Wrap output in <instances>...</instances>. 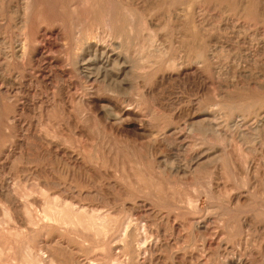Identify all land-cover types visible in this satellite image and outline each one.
<instances>
[{"label": "rangeland", "instance_id": "rangeland-1", "mask_svg": "<svg viewBox=\"0 0 264 264\" xmlns=\"http://www.w3.org/2000/svg\"><path fill=\"white\" fill-rule=\"evenodd\" d=\"M52 260L264 264V0H0V264Z\"/></svg>", "mask_w": 264, "mask_h": 264}, {"label": "bare ground", "instance_id": "bare-ground-1", "mask_svg": "<svg viewBox=\"0 0 264 264\" xmlns=\"http://www.w3.org/2000/svg\"><path fill=\"white\" fill-rule=\"evenodd\" d=\"M26 1V0H25ZM33 2V1H32ZM25 3V2H24ZM30 7V4H29V2H26V4H25V7H24V9H27V8H29ZM22 10H23V8H22ZM22 18H23V15H22ZM129 20V21H128ZM25 21V20H24ZM134 21H135V18H134V16L133 15H130V17H126L125 18V20L123 21L124 22V25H122V26H116V25H114L113 27H112V25H110V29H109V35L110 36H112L113 35V37L114 36H117V35H119L120 33L121 34H123L124 33V31H125V28H126V25H127V23L130 25L131 24V26L133 25V23H134ZM22 22V21H21ZM106 24V23H105ZM135 24V23H134ZM137 24V23H136ZM135 28V27H134ZM128 30H129V28H128ZM45 32V31H44ZM136 32V31H135ZM35 36V35H34ZM132 36V35H131ZM32 38H33V35H32ZM35 38H36V36H35ZM136 38V37H135ZM133 39V38H132ZM128 41V40H127ZM32 42V41H31ZM21 43V42H20ZM19 43V44H20ZM136 43V42H135ZM94 47L96 48L95 50L96 51H98V48L100 49V50H104V47H102L101 45H100V43H95L94 44ZM30 48V47H29ZM102 48V49H101ZM17 51H19L18 52V54H22V55H24L25 54V43L24 44H22V46H21V48H19ZM96 53V52H95ZM18 54H16V55H18ZM104 54H105V50L104 51H102V61H100L99 63H98V68H99V70L101 71V73L102 74H97L96 75V77H95V79H94V82H96L97 83V85H100V86H102V87H104V88H106V89H110V90H113V88L115 89V83H116V81L114 80V75H113V69H114V64H118V60L119 59H115L113 62H114V64L112 65V68L111 67H109L110 65H107V64H104L105 62H103V56H104ZM202 54V53H201ZM90 55V54H89ZM206 57H207V55H206ZM113 58V57H112ZM121 58V57H120ZM108 59V58H107ZM106 60V59H105ZM89 61H91V59L89 58L86 62H85V64L86 65H88L89 66ZM108 62H109V60H107ZM106 61V62H107ZM109 64V63H108ZM86 69V71H87V67L85 68ZM85 72V71H84ZM87 73V72H86ZM90 74V73H89ZM90 77V76H89ZM116 80H117V78H116ZM117 85V84H116ZM120 86V85H119ZM118 86V87H119ZM117 87V88H118ZM121 91H123V89L121 90ZM123 114V113H122ZM155 114V113H154ZM123 116H124V114H123ZM202 127H200V129H201ZM204 128V130L206 129L205 127H203ZM207 130V129H206ZM167 137V136H166ZM170 138H171V136H170ZM171 140H173V139H171ZM170 141V140H169ZM175 141V140H174ZM155 142V141H154ZM159 163V162H158ZM161 166V165H160ZM102 192V191H101ZM113 204V203H112ZM191 205H192V203H190ZM109 205V204H108ZM114 205V204H113ZM194 205V204H193ZM112 206V205H111ZM109 209V208H108ZM99 210V209H98ZM101 210V209H100ZM177 212V211H176ZM200 212V211H199ZM100 213V212H99ZM208 213V212H207ZM101 214V213H100ZM105 214V213H104ZM80 224V223H79ZM129 224H130V222H129ZM68 225V224H67ZM97 225V224H96ZM199 227V226H198ZM130 240H132L131 238H130ZM51 254V253H50ZM119 255V254H118ZM53 258V257H52ZM50 260H51V258H50ZM54 260V259H53ZM53 260H52V263L51 262H48V264L49 263H51V264H53ZM62 264V263H61ZM66 264V263H65ZM69 264V263H68ZM116 264H118V263H116Z\"/></svg>", "mask_w": 264, "mask_h": 264}]
</instances>
